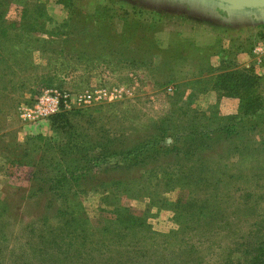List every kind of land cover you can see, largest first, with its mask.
Instances as JSON below:
<instances>
[{
    "label": "rangeland",
    "instance_id": "1",
    "mask_svg": "<svg viewBox=\"0 0 264 264\" xmlns=\"http://www.w3.org/2000/svg\"><path fill=\"white\" fill-rule=\"evenodd\" d=\"M159 2L68 0V5L73 4L70 9L65 0H0V18L7 23L30 24L29 18L38 13L33 6H43L45 16L42 22L46 19L44 27L38 28L41 32L37 34L26 32L29 28L23 25L19 30H10L13 40L5 45L11 47L10 52L17 51L15 58L6 53L9 60L5 65L13 66L11 71L17 73L18 79L10 83V76L0 79V82L3 81L0 83V264L63 263L66 258L57 253L50 254V249L44 248L41 242L48 238L50 231L57 232L64 228L63 221L66 222L65 231L75 228L73 221L66 220L65 213L61 212L56 217L57 210L65 211L68 206L72 208L73 218L77 222L81 221L80 215H83L85 223L81 225L79 222V226L93 235L88 241L89 245L100 239L98 234L101 229L111 226L110 221L114 220L112 212L119 207L145 216L147 224L157 234L177 231V214L170 207L160 208L154 202L153 194L165 202L175 203L180 197L187 198L190 193L191 199H209L208 206L219 205L225 209L226 216L233 215L234 208L239 205V189L256 191V198L249 203L252 206L258 203V197H264V189H261L264 187V127L233 140V143L222 144L201 155L198 153V156H172L133 172L109 171L98 175L95 180L87 179L83 184L84 193L76 194V198L69 203L59 200L54 211L46 208V205L50 207V196L34 193L35 187L42 185L34 179L36 171L48 172L53 170L54 163L82 160L59 155L60 147H73L70 155H86L88 160H92L97 159L103 149L118 151L163 129H171L179 135L182 130L186 132L196 128L213 131L239 116L240 99L218 91L213 83L208 84V79L233 71H251L264 79V74L258 73L264 69V65L257 66L251 56L254 46L264 36V14L239 18L241 20L222 14L221 18L216 16L222 21L216 22L206 16L207 12L196 13L195 10L179 6L169 10V4ZM28 5H31L30 8ZM99 5L107 6L108 14L115 16L112 30L121 35L126 17L136 16L147 24L155 22L154 28L146 26L135 30L141 37L147 30L154 32L157 44L154 48L158 51L146 44L141 54H133L130 51L132 45L127 48L122 43L125 36L118 35L113 46L119 48L102 54L103 59H63L59 57L63 53V46L58 44L49 47L51 51L45 58L39 51L34 52L33 58L25 56L23 51L27 45L32 46L34 38L51 40L57 31L69 32L70 28L64 30L57 26L74 20V14L78 11L96 16ZM77 33L81 36L78 30ZM65 36L63 40L69 34ZM76 36L74 33L73 38ZM57 38L52 42L62 40L59 36ZM180 45L191 50L193 55L186 53L185 49L165 53ZM159 53L171 57L169 67L160 66ZM243 54L251 57L250 63L238 59ZM15 59L17 65H14ZM31 62L37 68L29 69ZM3 66L0 65V70ZM209 66L217 71L214 74L205 72L207 75H193L196 68L209 70ZM56 72H60L59 75ZM11 84L15 85L10 91ZM2 85H8L10 89L1 90ZM56 93L67 97V107L62 99L58 112L50 117L31 121L23 116L25 110L35 108L41 97ZM88 96H91V100L87 99ZM223 98L238 99V107L232 104L221 107ZM61 113L65 114L67 120L53 124V118ZM37 138L41 140H33ZM172 142V138L167 139V144ZM25 144L31 152L27 157ZM244 146L248 148L244 150ZM118 161L116 157L101 159L100 164L112 166ZM92 166H95V162H92ZM193 175L198 181L217 182L224 192L231 190L233 193L224 200H215L218 195L211 190L201 194L199 188L188 183L193 180L190 178ZM169 180L175 184H170ZM179 184H183V187H177ZM68 211L71 212V209ZM233 231L238 232L237 229ZM263 234L256 233L254 237L258 240ZM230 241L232 239L228 237L220 239L223 247ZM207 251L205 254L209 255ZM119 258L115 255L113 263L127 260L126 257ZM110 259L96 255L84 261L76 256L64 264H106ZM147 263L155 264L156 261Z\"/></svg>",
    "mask_w": 264,
    "mask_h": 264
},
{
    "label": "trees",
    "instance_id": "2",
    "mask_svg": "<svg viewBox=\"0 0 264 264\" xmlns=\"http://www.w3.org/2000/svg\"><path fill=\"white\" fill-rule=\"evenodd\" d=\"M65 1V4L68 5V0ZM30 6L28 5L29 8ZM68 6L72 9L73 4L71 3ZM100 6L96 16L92 17L78 11L74 14V20L70 19V22L59 26L55 25L59 29L70 28V31H57L52 39H58L57 36L62 39L68 34L72 37L69 38L68 36L60 42H52V39L34 38L32 46L31 44L27 45V48L23 51L25 56L33 58L34 52L39 51L45 58L51 51L49 47L52 44H58L63 46V53L59 56L60 58L67 59L69 57V59L75 61H79L83 57H87V61L103 59L102 54L119 48V46H113V42L121 34L112 30L115 16L108 14L109 8L107 6ZM32 8L33 10H38V13L36 16L34 14L29 18L30 24H11L0 18V65L4 64L0 70V79L10 76L12 79L9 83L14 81L15 78L18 79L17 73L11 71L13 66L7 67L5 65L9 60L6 57L7 52L10 57L15 58L17 56V51L10 52L11 47L9 45L10 48L5 46L7 42L13 40L10 36V30H19L20 26L23 25V27L29 28L26 32L37 34L41 32V29L38 28H43L46 21L45 19L42 22V18L45 16L43 6H33ZM126 18L127 20L123 21L124 28L120 36H125V38L123 37L124 41H122L124 47L127 46L128 48V45H132L130 51L136 55L141 54L146 44H150L153 48L154 46L157 47L154 32L147 30L148 32H145V35L141 37L138 31L135 30L137 27L146 28V26L154 28L156 26L155 22L147 24L137 19L136 16ZM38 22H41V24H38ZM77 30L81 33V36L78 35ZM74 33L77 35L75 38H73ZM136 43L140 45H136ZM182 46H177L175 49L168 50L165 53L172 54L180 49H185ZM185 51L193 55L190 52L191 50L185 49ZM202 51L204 50L202 49ZM146 52L149 53V50H146ZM165 53H159L160 66L169 67L171 57ZM14 65H17L16 59ZM28 66H30L29 69L36 67L34 62H31ZM210 69L204 68L200 70L196 68L193 75H207L205 72L214 74V71H217ZM58 73L60 72H56V74ZM210 83H213L218 91H224L226 96L240 99L238 117H233L227 124L224 123L213 131H201L196 128L186 132L182 130L179 135L177 133L174 134L171 129H163L130 147L118 151L111 150V152L103 149L97 155V159L92 160H88L86 155H80L79 157L75 154L70 155L72 153L70 150L73 147H60L58 149L59 155L75 159L82 158V160H71V162L66 164L54 163V166L51 164L53 170L48 172L43 170L36 171L34 179L37 182H41L42 185L36 186L34 193H43L50 196L51 204H49L50 207L46 205V208L54 211L53 208L58 207L59 200L69 203L76 198L74 197L76 194L84 193L86 190L83 184L87 179L95 180L98 175L109 171L133 172L138 168H143L148 164L156 163L160 159L172 156H198V153L201 155L208 152L207 150L217 149L222 144L233 143V140L243 135H251L264 127V79L262 77L256 76L251 71H233L213 76V78L208 79V84ZM14 85L11 84V89L8 85H2L1 90L9 88L11 91ZM178 88H181V86H178ZM53 119V124L67 120L64 113L55 116ZM168 138H172V144H167ZM33 140H41V138ZM26 144L29 143L26 142ZM26 144L24 149L25 157L30 156L31 153L26 148ZM245 147L248 148V146H244V150L246 149ZM38 149L40 150V148ZM115 157L119 158V163L105 167L100 164L101 159ZM92 162H95V166H92ZM53 171L56 172L53 174ZM195 176H191L190 178H193V180L188 183L196 186V189L199 188L198 190L201 194H207L208 190H211L218 195L217 198H214L215 200H224V198L231 196L233 193L231 190L224 192L217 182L207 183V180L202 181L201 179L198 181ZM169 182L170 184L174 183L171 180ZM212 185L213 188L211 189ZM177 187L181 188L183 184H179ZM261 189H264V187ZM253 191L250 189H239L238 192L241 194L237 199L239 205L234 208L233 215L229 214L228 216L225 215V209L223 210L219 205L208 206L209 199H191L192 197H190L188 192L187 198L189 199L185 196L180 197L175 203L165 202L157 194H153L154 202H157L160 208L170 207L177 214L175 220L178 225L177 231H172L169 234H157L147 224L145 216H138L129 208L119 207L112 212L114 220L110 221L111 226L101 229L99 236L96 234L100 239L90 242L89 245L88 241L93 235H89L88 232L82 230L79 226V222L81 225L85 223L84 219H82L83 215H80L81 221L77 222L73 218L74 212L72 208L68 206L65 211L57 210L55 212L57 213L56 217L61 212L65 213L67 216L66 220L73 221L75 228L65 231L66 222L63 221L64 228L57 232L50 231L48 238L46 237L47 239L41 243H44V248L48 247L50 249V254L57 253L66 258L61 264H64L67 260L74 259L76 256H78V259L82 257L84 261H87V259L96 255H99L102 259L110 257L111 259L106 261V264H117L113 263L115 255L120 258H127V260L119 264H148L147 262L152 260L156 261L155 264H264V234L258 240L254 237L256 233L261 235L264 232V208L260 209L264 205V197H258L256 201L258 203L252 206L249 203L257 196L256 191ZM68 209H71V212ZM237 221L239 222L238 224L236 223ZM239 224H241L240 227ZM233 229H237L238 232H234ZM225 237L232 239V241L226 243L227 246L223 247L220 239ZM67 240L69 241L68 243ZM205 251L209 255H206Z\"/></svg>",
    "mask_w": 264,
    "mask_h": 264
},
{
    "label": "built area",
    "instance_id": "3",
    "mask_svg": "<svg viewBox=\"0 0 264 264\" xmlns=\"http://www.w3.org/2000/svg\"><path fill=\"white\" fill-rule=\"evenodd\" d=\"M251 56L257 66L264 65V36L254 46ZM62 99L64 100V104L67 107L66 96L62 97L57 93L54 95L46 94L39 99L34 109L25 110L23 116L31 121H39L50 117L58 112ZM87 99L91 100V96H88Z\"/></svg>",
    "mask_w": 264,
    "mask_h": 264
},
{
    "label": "flooded vegetation",
    "instance_id": "4",
    "mask_svg": "<svg viewBox=\"0 0 264 264\" xmlns=\"http://www.w3.org/2000/svg\"><path fill=\"white\" fill-rule=\"evenodd\" d=\"M156 1H161L159 3L163 2L169 4V6L171 7L169 8V10L179 6V7H186L192 9L193 11L195 10L196 13L207 12L208 14H206V16L210 17L209 19L214 20L216 22L222 21L218 19L216 16L221 18L223 16L222 14H224L222 13V9H224V6L215 0H156ZM157 6L160 7V5ZM202 9H205L206 11H202ZM179 10H184V9H179ZM239 12L236 13L230 11L229 18H234L237 20L239 18H248L252 16L261 15L264 14V9L245 8L243 9L242 13Z\"/></svg>",
    "mask_w": 264,
    "mask_h": 264
},
{
    "label": "water",
    "instance_id": "5",
    "mask_svg": "<svg viewBox=\"0 0 264 264\" xmlns=\"http://www.w3.org/2000/svg\"><path fill=\"white\" fill-rule=\"evenodd\" d=\"M224 6L222 13L229 17V12L242 13L245 8L264 9V0H215Z\"/></svg>",
    "mask_w": 264,
    "mask_h": 264
},
{
    "label": "crops",
    "instance_id": "6",
    "mask_svg": "<svg viewBox=\"0 0 264 264\" xmlns=\"http://www.w3.org/2000/svg\"><path fill=\"white\" fill-rule=\"evenodd\" d=\"M185 47H186V46H185ZM249 58H251V57H249V56H247V55H245V54L240 55V56L238 57V59L241 60V62H247V61H248V63H250V62H251V59H249ZM258 73H259V75H263V74H264V69H262V71H259ZM230 104H232L233 107H235V106L238 107L239 100H238V99H226V98H223V99L220 101V106H221V107H225V106L230 105ZM235 112H236V111H235ZM235 112H234V113H235Z\"/></svg>",
    "mask_w": 264,
    "mask_h": 264
}]
</instances>
